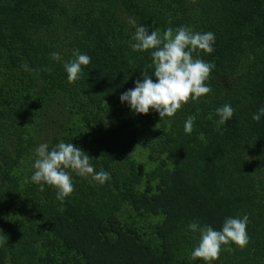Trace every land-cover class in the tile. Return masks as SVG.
<instances>
[{
    "label": "trees",
    "instance_id": "16d2710c",
    "mask_svg": "<svg viewBox=\"0 0 264 264\" xmlns=\"http://www.w3.org/2000/svg\"><path fill=\"white\" fill-rule=\"evenodd\" d=\"M130 21L149 34L214 33V52L193 54L215 63L211 93L163 120L121 102L142 73H154L153 50L130 46ZM75 49L91 62L69 83L63 65ZM225 104L235 112L217 128ZM261 107L264 0H0V264H205L191 258L200 233L189 224L220 230L244 215L250 242L229 245L212 264H264V116L252 118ZM61 141L111 179L73 172L63 202L54 187L41 191L29 154ZM136 148L155 163L145 173Z\"/></svg>",
    "mask_w": 264,
    "mask_h": 264
},
{
    "label": "clouds",
    "instance_id": "9594fccd",
    "mask_svg": "<svg viewBox=\"0 0 264 264\" xmlns=\"http://www.w3.org/2000/svg\"><path fill=\"white\" fill-rule=\"evenodd\" d=\"M135 26V33L132 36L130 46L133 51H151L153 75L147 71L142 73L143 79L135 81V87L122 93L121 102H127L130 108L137 114H148L150 110L159 113L161 119L172 117L184 104L193 100H199L202 96L211 93L212 89L207 81L212 70L215 68L214 62H206L199 58L198 50L208 54L214 52L215 34L212 32H196L189 26H179L175 29L168 27L163 34L159 30H152L143 25H135V21H130ZM171 24V20H169ZM54 61H61L59 52L50 54ZM73 59L64 63L69 83H75L82 77L83 68L91 62V57L81 54L79 49L73 52ZM25 71L29 69L27 63L23 65ZM44 71L51 72L52 69L44 68ZM153 76L156 78L153 79ZM235 109L230 104H225L216 109L219 117L217 128L225 124L234 115ZM264 116V107L258 113L253 114V120L260 121ZM211 119V116L209 117ZM196 116H189L184 124V131L191 134L194 130ZM159 127V123L156 125ZM35 160L33 164L34 173L31 182L38 184L40 190H44V185L54 187L57 200L63 202L70 196L75 188L72 173L77 176L88 177L100 184L111 179V174L103 169L95 171L91 164V157L80 147L73 143L63 141L49 149L48 143H41L35 149ZM27 182V179H26ZM249 216L228 217L224 221L220 230L214 229L211 225H200L198 222L189 224V228L200 233L198 245L192 250L191 258L200 259L205 264H212L219 260L222 252L234 251L229 245L235 244L244 248L250 242L247 233ZM5 241L0 238V245ZM227 246V247H226Z\"/></svg>",
    "mask_w": 264,
    "mask_h": 264
},
{
    "label": "rangeland",
    "instance_id": "374dc122",
    "mask_svg": "<svg viewBox=\"0 0 264 264\" xmlns=\"http://www.w3.org/2000/svg\"><path fill=\"white\" fill-rule=\"evenodd\" d=\"M11 88H13V90H12V92H13L14 90L18 89V86L16 84H14V85L12 84ZM72 128H75V127H72ZM45 138H48V139L51 140L52 137H45ZM133 157L137 160L138 165L140 167V170H142V172H144V173L146 171L152 169L154 167V165H155V163L152 160L148 159L147 152L145 150L140 149V148L134 149ZM32 158H33V160H32ZM35 158H36L35 157V151L33 153V150H32L31 153L29 154V161L31 160V162L34 164ZM25 162L27 163V159H26ZM33 164H32V166H33Z\"/></svg>",
    "mask_w": 264,
    "mask_h": 264
}]
</instances>
